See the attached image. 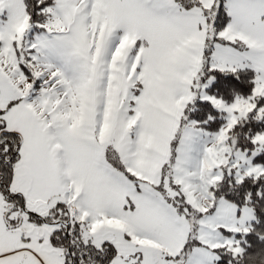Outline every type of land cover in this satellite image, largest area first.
<instances>
[{"label":"snow or ice","instance_id":"obj_1","mask_svg":"<svg viewBox=\"0 0 264 264\" xmlns=\"http://www.w3.org/2000/svg\"><path fill=\"white\" fill-rule=\"evenodd\" d=\"M0 264H264V0H0Z\"/></svg>","mask_w":264,"mask_h":264}]
</instances>
